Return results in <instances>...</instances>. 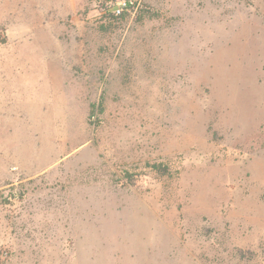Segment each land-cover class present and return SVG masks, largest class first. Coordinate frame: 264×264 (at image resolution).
Listing matches in <instances>:
<instances>
[{
    "label": "rangeland",
    "instance_id": "obj_1",
    "mask_svg": "<svg viewBox=\"0 0 264 264\" xmlns=\"http://www.w3.org/2000/svg\"><path fill=\"white\" fill-rule=\"evenodd\" d=\"M0 264H264V0H0Z\"/></svg>",
    "mask_w": 264,
    "mask_h": 264
},
{
    "label": "trees",
    "instance_id": "obj_2",
    "mask_svg": "<svg viewBox=\"0 0 264 264\" xmlns=\"http://www.w3.org/2000/svg\"><path fill=\"white\" fill-rule=\"evenodd\" d=\"M153 167H154L155 169L160 170V166H159V165H154Z\"/></svg>",
    "mask_w": 264,
    "mask_h": 264
}]
</instances>
